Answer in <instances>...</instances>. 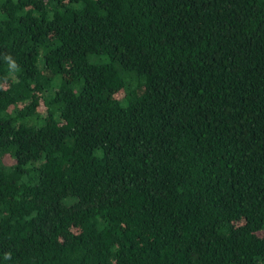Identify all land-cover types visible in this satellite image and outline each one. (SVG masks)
Wrapping results in <instances>:
<instances>
[{
  "label": "trees",
  "instance_id": "16d2710c",
  "mask_svg": "<svg viewBox=\"0 0 264 264\" xmlns=\"http://www.w3.org/2000/svg\"><path fill=\"white\" fill-rule=\"evenodd\" d=\"M0 264H264V0H0Z\"/></svg>",
  "mask_w": 264,
  "mask_h": 264
},
{
  "label": "clouds",
  "instance_id": "9594fccd",
  "mask_svg": "<svg viewBox=\"0 0 264 264\" xmlns=\"http://www.w3.org/2000/svg\"><path fill=\"white\" fill-rule=\"evenodd\" d=\"M6 59H8V61H9V67L12 68V69H15L16 68L15 61L11 60V58H6ZM5 258L7 259V258H10V257L8 256V254H6Z\"/></svg>",
  "mask_w": 264,
  "mask_h": 264
}]
</instances>
